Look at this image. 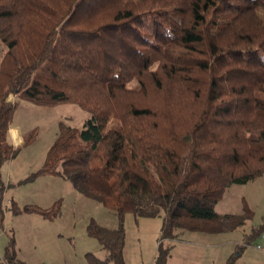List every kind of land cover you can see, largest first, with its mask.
<instances>
[{
  "label": "trees",
  "instance_id": "obj_1",
  "mask_svg": "<svg viewBox=\"0 0 264 264\" xmlns=\"http://www.w3.org/2000/svg\"><path fill=\"white\" fill-rule=\"evenodd\" d=\"M0 43V163L17 152L9 97L90 114L80 129L58 124L37 173L115 212L116 228L87 226L106 253L88 264H124L125 213L162 212L161 240L252 218L246 205L223 216L214 206L264 174V0H0ZM23 210L59 215L56 204ZM263 232L264 217L246 241ZM3 255L20 264L12 244Z\"/></svg>",
  "mask_w": 264,
  "mask_h": 264
},
{
  "label": "rangeland",
  "instance_id": "obj_2",
  "mask_svg": "<svg viewBox=\"0 0 264 264\" xmlns=\"http://www.w3.org/2000/svg\"><path fill=\"white\" fill-rule=\"evenodd\" d=\"M4 52L0 43V60ZM134 86V82L129 84ZM11 103L15 105L12 126H18L22 140L13 146L17 152L0 163V257L12 244L17 257L28 264H88V254L104 259L105 251L86 230L91 221L116 228L115 212L86 197L59 175L37 174L56 138L58 124L80 129L90 114L73 103L42 107L19 97ZM118 126L116 120H110L107 128ZM12 134L18 136L13 130ZM54 204L59 210L54 219L23 210L25 206L47 209ZM244 205L252 218L234 231L178 230L173 240L160 239L162 212L156 217L125 213L124 264H156L159 242L168 254L166 264H264V252L255 248L263 244L262 234L246 241L263 223L264 174L245 184L231 185L214 211L220 216L240 215Z\"/></svg>",
  "mask_w": 264,
  "mask_h": 264
},
{
  "label": "crops",
  "instance_id": "obj_3",
  "mask_svg": "<svg viewBox=\"0 0 264 264\" xmlns=\"http://www.w3.org/2000/svg\"><path fill=\"white\" fill-rule=\"evenodd\" d=\"M15 98H16V96L15 97L11 96V97H9L7 99V101L8 102L14 101ZM12 130L17 132L18 136L20 137V140H22V139H21V136L19 134L18 126H11V129L9 130V141H10V143L13 146V142H12V137H13ZM19 211H20V209H19ZM3 256L0 257V261L3 260ZM15 258H16L17 262L20 263V264H28L26 261H24L22 259H19L16 254H15Z\"/></svg>",
  "mask_w": 264,
  "mask_h": 264
},
{
  "label": "built area",
  "instance_id": "obj_4",
  "mask_svg": "<svg viewBox=\"0 0 264 264\" xmlns=\"http://www.w3.org/2000/svg\"><path fill=\"white\" fill-rule=\"evenodd\" d=\"M12 142H13V146H18L20 143H21V140H20V137L17 136V137H12ZM261 238H262V241H263V244H258L255 246V248L257 250H260V251H263L264 252V232L262 233L261 235ZM0 264H6L4 261H1Z\"/></svg>",
  "mask_w": 264,
  "mask_h": 264
}]
</instances>
